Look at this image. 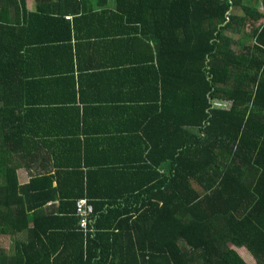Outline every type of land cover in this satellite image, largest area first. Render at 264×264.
<instances>
[{"label": "trees", "instance_id": "obj_1", "mask_svg": "<svg viewBox=\"0 0 264 264\" xmlns=\"http://www.w3.org/2000/svg\"><path fill=\"white\" fill-rule=\"evenodd\" d=\"M116 2L153 41L158 91L143 117L142 156L85 179L80 163L67 165L66 179L79 174L75 191L52 188L34 202L12 157L26 140L16 90L27 86L10 59L32 43L14 35L38 14L0 0V235L30 238L16 239L12 254L0 247V264H248L231 245L264 264V0ZM79 197L94 206L93 232L79 228ZM50 198L65 201L45 213Z\"/></svg>", "mask_w": 264, "mask_h": 264}, {"label": "crops", "instance_id": "obj_2", "mask_svg": "<svg viewBox=\"0 0 264 264\" xmlns=\"http://www.w3.org/2000/svg\"><path fill=\"white\" fill-rule=\"evenodd\" d=\"M24 1L38 15L27 33L20 29L14 35L16 44L32 43L10 59L18 82L27 86L16 90L24 103L17 111L23 115L18 130L26 140L19 138L12 157L18 162V182L30 185L27 196L35 202L37 195H54L52 188L75 191L79 174L66 179L67 165L80 163L85 179L86 172L113 175L116 161L121 165L141 157L143 117L155 102L158 84L150 59L153 41L140 31L143 25L129 19L135 14L119 8L116 0ZM0 11L5 21V10ZM8 15L17 14L10 9ZM62 201L50 198L40 209L50 213ZM16 239L30 238L28 233L2 234L0 247L12 254ZM32 253L39 260L35 247Z\"/></svg>", "mask_w": 264, "mask_h": 264}, {"label": "built area", "instance_id": "obj_3", "mask_svg": "<svg viewBox=\"0 0 264 264\" xmlns=\"http://www.w3.org/2000/svg\"><path fill=\"white\" fill-rule=\"evenodd\" d=\"M75 214L78 216L79 228L85 233H90L94 228V206L86 197H79L75 201Z\"/></svg>", "mask_w": 264, "mask_h": 264}, {"label": "rangeland", "instance_id": "obj_4", "mask_svg": "<svg viewBox=\"0 0 264 264\" xmlns=\"http://www.w3.org/2000/svg\"><path fill=\"white\" fill-rule=\"evenodd\" d=\"M258 2H261V0H258ZM259 8H261V7H259ZM239 12H240V10H239ZM215 104L218 107L227 108L230 106V101L217 100ZM231 247H233L238 252V254L242 257L243 260H245L246 263H248V264H254L255 263L254 257L251 255V253L245 247H243V246L242 247H236V246H232V245H231Z\"/></svg>", "mask_w": 264, "mask_h": 264}]
</instances>
